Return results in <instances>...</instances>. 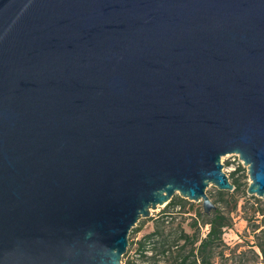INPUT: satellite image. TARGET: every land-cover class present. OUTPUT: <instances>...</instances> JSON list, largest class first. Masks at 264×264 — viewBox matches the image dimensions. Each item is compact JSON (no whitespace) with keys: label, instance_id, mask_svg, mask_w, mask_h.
Wrapping results in <instances>:
<instances>
[{"label":"water","instance_id":"95a60500","mask_svg":"<svg viewBox=\"0 0 264 264\" xmlns=\"http://www.w3.org/2000/svg\"><path fill=\"white\" fill-rule=\"evenodd\" d=\"M231 154L264 197V0H0V264H123Z\"/></svg>","mask_w":264,"mask_h":264},{"label":"trees","instance_id":"16d2710c","mask_svg":"<svg viewBox=\"0 0 264 264\" xmlns=\"http://www.w3.org/2000/svg\"><path fill=\"white\" fill-rule=\"evenodd\" d=\"M243 169L245 168L239 164L232 173L233 176ZM232 182L235 186L234 190L220 191V200L224 196L233 197L235 207H237V194L245 195L248 187L246 182H242L239 177L234 178ZM183 201V198L174 196L166 208L179 207L182 209ZM253 207L252 210H245V212L246 219L250 225H254L253 231L255 232L264 224V207ZM232 211H225L218 206L211 214H204L203 211L197 210L195 215H190L189 231L181 223L175 225L173 214L159 216L154 221L153 230L137 242L136 257L143 259L144 264H225L224 262L229 264L234 252H229L224 232L226 228L233 225ZM260 216H262L260 223H256L254 219H259ZM205 226L208 229L203 232L202 228ZM138 231L137 227L132 228V233ZM258 246L264 255V244H258ZM136 261V258H133L125 264H136ZM250 264H264V258L261 262L254 261Z\"/></svg>","mask_w":264,"mask_h":264},{"label":"rangeland","instance_id":"374dc122","mask_svg":"<svg viewBox=\"0 0 264 264\" xmlns=\"http://www.w3.org/2000/svg\"><path fill=\"white\" fill-rule=\"evenodd\" d=\"M222 162L224 163V171L229 175L231 181H233L234 178L239 177L242 182H246V186L248 187L250 177L248 175L247 168L243 164L238 163L237 159L233 160L232 155L224 156L222 158ZM239 164H241L245 169L233 176L232 173L236 170ZM220 191L222 190H219L214 185H210L207 189L208 195L216 202L218 208L225 211L233 210V225L232 227L226 228L224 232V239L229 246V252H234L233 259L229 262V264H250L254 261H263L264 255L258 244H264V224L260 229L254 232V225L249 224L246 219L245 210H252L254 208L253 206L264 207V197L250 195L247 191L245 195L237 194L238 205L235 207V200L233 197L224 196V198L220 200ZM175 196L183 198L179 194H176ZM183 199L184 207L182 209L179 207L176 209H167L166 205L159 206L156 210H152V215L150 217L142 218L137 223L135 227H137L139 231L132 233L131 230L129 234V247L122 258L123 264L133 258H136V264H144L143 259H137L138 257H136L135 249L138 245L137 242L146 233L153 230L154 221L159 216L173 214V217H175V225L181 223L184 225L186 230H190L188 226L190 215H195L197 210L203 211L202 201L196 202L185 198ZM261 218L262 216H260L259 219H254V221L256 223H260ZM207 229L208 227L205 226L202 228V231L206 232ZM130 243H132V245H130ZM224 263L227 264V262Z\"/></svg>","mask_w":264,"mask_h":264},{"label":"built area","instance_id":"2783aa9c","mask_svg":"<svg viewBox=\"0 0 264 264\" xmlns=\"http://www.w3.org/2000/svg\"><path fill=\"white\" fill-rule=\"evenodd\" d=\"M233 156V160H236L237 159V162L238 163H241L243 164V161L240 159L239 155L238 154H231ZM230 155V156H231Z\"/></svg>","mask_w":264,"mask_h":264}]
</instances>
